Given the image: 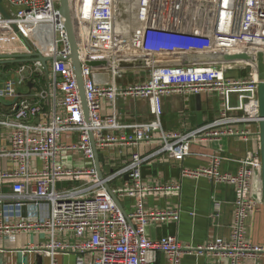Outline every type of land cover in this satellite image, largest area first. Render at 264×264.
<instances>
[{
  "label": "built area",
  "instance_id": "1",
  "mask_svg": "<svg viewBox=\"0 0 264 264\" xmlns=\"http://www.w3.org/2000/svg\"><path fill=\"white\" fill-rule=\"evenodd\" d=\"M3 1L7 16L0 13V23L14 30L16 41L26 47L24 54L31 52L24 39L29 42L27 38L38 27L47 25L50 39L39 52L48 58L47 69L38 60L0 64V73L6 74L0 82V98L12 102L0 104V125L9 128V145L0 154L13 163L12 170L0 172V182L11 184L15 214L22 207H30L33 213L28 219L0 217V252H35L46 257L48 264H69L65 259L70 255L73 264H154L158 252L166 254L168 264H180L185 252L226 264L258 263L264 258V246L246 237V220L259 206L251 196L253 180L261 171L259 151L247 152L234 173L219 170V156L208 167L182 168V177L204 176L235 188L229 236L191 246L182 245L174 235L150 239L145 233L150 222H177L180 214L179 209L147 210L145 199L177 195L179 186L143 184L140 165L146 157L137 152L131 153L127 164L99 178L91 142L92 137L96 150L114 143L148 144L157 133V147L151 155L183 158L190 153V143L202 136L248 139L247 130L218 127L235 123L259 126L262 119L256 58L258 52L264 56V0H70L85 109L68 58L70 46L59 0ZM3 41L7 47L15 46L12 40ZM225 55L246 58L224 60ZM136 59L143 65H120ZM93 61L98 63L90 65ZM130 72H139L143 80L117 82ZM28 84L33 93L21 91ZM204 92L243 94L240 114L229 115L224 103L220 116L208 124L187 132L162 130L164 97L177 94L187 98ZM118 96L146 99L151 120L121 124L116 111ZM102 100L110 108L108 113L100 110ZM125 128L129 132L115 134ZM65 133L76 137L64 143L61 136ZM63 153L72 159L77 154L89 163L67 165ZM33 159L41 161L40 169L30 166ZM106 184L119 200L133 198L130 212L118 208ZM21 232L40 233L45 239L18 249L15 235ZM60 258L65 261L60 263Z\"/></svg>",
  "mask_w": 264,
  "mask_h": 264
},
{
  "label": "crops",
  "instance_id": "2",
  "mask_svg": "<svg viewBox=\"0 0 264 264\" xmlns=\"http://www.w3.org/2000/svg\"><path fill=\"white\" fill-rule=\"evenodd\" d=\"M27 45V44H26ZM26 49V47H25ZM22 46L7 47L0 39V60H5L13 54H24ZM9 59V58H8ZM13 63L9 64L12 65ZM244 71L242 73L246 74ZM131 73V72H130ZM131 77H120L117 82L131 83L143 80V75L134 72ZM26 93H33L31 84L21 89ZM243 94H222L217 92H204L200 94V110L191 109L188 98L171 94L163 98V113L161 115V126L164 132L180 131L187 132L197 127L212 122L220 116L224 103L227 105L229 115L240 114L241 97ZM6 111V108H4ZM100 110L108 113L110 108L101 101ZM116 111L121 124L143 123L151 120L147 100L141 97L118 96L116 99ZM200 114L201 123L198 124L197 114ZM233 127L237 130H247L249 137L246 140L237 135H221L218 137L202 136L196 138L189 145V155L183 158H174L165 154H152L157 147L158 137L154 133L153 139L148 144L125 145L114 143L97 149L100 170L103 174L110 172L127 164L131 153L137 152L140 156L146 157L140 165V180L143 184H177L180 193L177 195H167L164 197L149 196L145 199L147 210H167L179 209V219L177 222L171 220H157L147 224L145 228L146 236L150 239H157L166 235H174L182 245L200 246L215 237H228L230 224L233 221V202L235 199V188L231 184L211 182L207 177L197 178L182 177V168L197 169L208 167L212 164V158L219 156L218 168L221 172L234 173L239 160L247 152L259 151V126L254 123H235L221 125L218 128ZM129 132V129H119L116 135ZM76 134H62V142H70ZM9 143V128L0 125V150L7 148ZM62 160L67 165L79 166L89 162L79 158L77 154L74 158L68 153H63ZM41 161L33 159L30 166L36 169L41 168ZM13 163L9 157L0 154V172L12 170ZM127 178L123 177L117 181L121 184ZM11 184L0 182V217L9 220L27 217L33 214L30 207L20 210L19 215L15 214L12 207ZM251 196L259 202L258 209L246 220V237L254 244L264 246V221L263 205L261 194L260 176L253 180ZM123 213L130 212L133 198L126 197L120 199ZM45 237L42 234L33 232H21L15 235V246L24 248L43 243ZM70 255L65 260L69 264L73 260ZM60 258V263L65 261ZM0 263L4 264H48V259L35 252L4 251L0 252ZM154 264H168L167 256L163 252H158L157 260ZM180 264H226L217 258H209L196 253L185 252L180 257ZM243 264H264V258L258 263L253 260H245Z\"/></svg>",
  "mask_w": 264,
  "mask_h": 264
},
{
  "label": "water",
  "instance_id": "3",
  "mask_svg": "<svg viewBox=\"0 0 264 264\" xmlns=\"http://www.w3.org/2000/svg\"><path fill=\"white\" fill-rule=\"evenodd\" d=\"M0 13L6 17V13L0 3ZM59 13L64 18V28L67 36V40L70 46V55L68 58L71 60L77 84H78V90L82 102V106L85 109V98H84V92H83V84H82V78L80 74V63L77 57V42L74 32V24H73V18L70 8V0H59ZM15 30H17V27H14ZM27 46L30 48L31 52L26 54H13L8 57L9 59L0 60V64H11L16 63L18 61H33L38 60L43 65L44 69H47L46 61L48 58L46 56L41 55L39 52L34 50L30 43L24 39ZM1 58V56H0ZM244 59L246 58L245 55H225L222 57L224 60H234V59ZM98 62L93 61L89 63L90 65H95ZM121 66H142L143 62L139 59L134 60L132 63H125L122 62L120 64ZM256 73H257V96H258V103H259V114L260 117H262L261 121L259 122V142H260V153H261V171H260V182H261V194H262V205H263V221H264V56L262 52L257 53L256 58ZM6 75L4 73H0V82L2 81V76ZM232 94L233 92H229ZM233 94H239V93H233ZM188 103L191 107V109L200 110V94H194L189 95L187 97ZM11 101H5L2 98H0V104L1 105H11ZM197 121L198 124L201 123V117L200 114H197ZM93 152H94V166L96 168L97 174L99 178H102V172L100 170L99 161H98V153L94 146V142L91 137ZM127 178V176H125ZM106 188L108 190V193L110 194L111 198L113 199L114 203L118 206V208L123 212L120 200L116 197V195L112 192L110 187L106 184ZM25 207H22L21 210L24 211Z\"/></svg>",
  "mask_w": 264,
  "mask_h": 264
},
{
  "label": "rangeland",
  "instance_id": "4",
  "mask_svg": "<svg viewBox=\"0 0 264 264\" xmlns=\"http://www.w3.org/2000/svg\"><path fill=\"white\" fill-rule=\"evenodd\" d=\"M0 3L3 6L4 1L0 0ZM1 35H2V38H0V39H1L2 43L4 42L3 40L6 38V40H12L13 42H15L14 45H16V46L21 45L22 50L26 51L25 46H23V44L16 41L14 30L5 23H0V37H1ZM27 39L29 40L30 44L34 47V49L37 52L43 51L42 50L43 47H45V45L47 44V42L50 39L49 27L47 25H42L41 27H38L35 31L34 36L31 38H27ZM18 44H20V45H18ZM130 74H132V73H127L125 75V77L126 78L131 77L132 75H130ZM232 75H236V72H232ZM76 164H77V166L79 165V163H76Z\"/></svg>",
  "mask_w": 264,
  "mask_h": 264
}]
</instances>
